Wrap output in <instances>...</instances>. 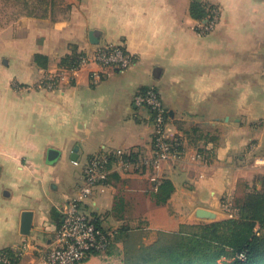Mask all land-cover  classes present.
I'll return each mask as SVG.
<instances>
[{"label": "crops", "instance_id": "0c3cea01", "mask_svg": "<svg viewBox=\"0 0 264 264\" xmlns=\"http://www.w3.org/2000/svg\"><path fill=\"white\" fill-rule=\"evenodd\" d=\"M214 11V29L201 34ZM106 45L136 61L127 70L68 64ZM52 77L57 86L41 88ZM147 88L168 111L180 156L143 171L113 164L85 211L127 232L236 218L235 198L264 192V0H0V252L21 251L13 264H44L95 155L150 152L152 116L134 104ZM163 180L175 189L158 205Z\"/></svg>", "mask_w": 264, "mask_h": 264}, {"label": "built area", "instance_id": "2783aa9c", "mask_svg": "<svg viewBox=\"0 0 264 264\" xmlns=\"http://www.w3.org/2000/svg\"><path fill=\"white\" fill-rule=\"evenodd\" d=\"M217 19L218 13L214 11L210 22L201 26L199 32L201 34L211 32ZM135 61L136 56L126 48L106 45L97 48L93 53L81 54L77 65L72 69L75 70L86 64H97L127 70ZM91 76L93 83H97L100 79L97 72H93ZM57 84V77H52L40 86L53 89ZM134 104L136 107L146 108L152 116L153 134L150 152L119 150L115 154V159L110 155L100 154L89 161L84 170L83 184L78 188L75 199L64 208L63 218L56 230L53 244L44 256V264H84L91 258L106 254L114 240L115 231L97 226L94 219L85 211L84 203L93 195L97 187L108 184L110 166L115 164L125 170L132 168L143 171L159 168L161 163L180 156L181 144L176 138L172 139L167 131L168 111L156 89L148 88L144 92H138ZM21 257V251L13 255L0 252V263L13 264ZM241 258L244 256L241 255Z\"/></svg>", "mask_w": 264, "mask_h": 264}, {"label": "trees", "instance_id": "16d2710c", "mask_svg": "<svg viewBox=\"0 0 264 264\" xmlns=\"http://www.w3.org/2000/svg\"><path fill=\"white\" fill-rule=\"evenodd\" d=\"M36 1L39 3L44 0ZM197 5H192L194 16L200 7ZM78 58L74 56L68 64L73 63L71 67H75ZM41 59L42 56H36L38 62ZM174 189L170 180H163L153 195L154 201L158 205L167 203ZM234 207L238 210L236 218L198 225L194 230L171 234L176 239L174 245L164 250V257L150 259L151 264H264V192L253 191L237 197ZM94 223L102 227L95 220ZM114 231V240L106 252L108 256L118 250L117 246L125 241V237L129 239L131 236L125 227ZM6 252L13 255L11 251Z\"/></svg>", "mask_w": 264, "mask_h": 264}, {"label": "rangeland", "instance_id": "374dc122", "mask_svg": "<svg viewBox=\"0 0 264 264\" xmlns=\"http://www.w3.org/2000/svg\"><path fill=\"white\" fill-rule=\"evenodd\" d=\"M127 233L131 236L129 239L125 237V243L119 244L113 255L96 256L91 264H151L150 259L164 257V250L176 241L171 235L174 233L153 230H132Z\"/></svg>", "mask_w": 264, "mask_h": 264}, {"label": "water", "instance_id": "95a60500", "mask_svg": "<svg viewBox=\"0 0 264 264\" xmlns=\"http://www.w3.org/2000/svg\"><path fill=\"white\" fill-rule=\"evenodd\" d=\"M90 38H91V41L93 43H96L98 42L96 40V36L94 33H91L90 34ZM59 156V152L55 151V150H50L49 153H48V161L51 162V163H54L57 158ZM199 214L202 216V217H205V218H214V214H212L211 212L207 211V210H199ZM28 215L25 216L24 220H23V223H22V228L24 230V233L29 229L30 227V218H27Z\"/></svg>", "mask_w": 264, "mask_h": 264}]
</instances>
